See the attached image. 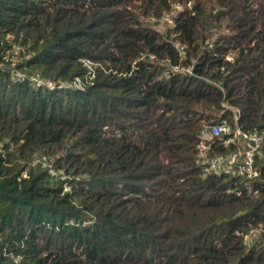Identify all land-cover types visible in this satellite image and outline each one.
Wrapping results in <instances>:
<instances>
[{"label":"trees","instance_id":"obj_1","mask_svg":"<svg viewBox=\"0 0 264 264\" xmlns=\"http://www.w3.org/2000/svg\"><path fill=\"white\" fill-rule=\"evenodd\" d=\"M0 264H264V0H0Z\"/></svg>","mask_w":264,"mask_h":264},{"label":"built area","instance_id":"obj_2","mask_svg":"<svg viewBox=\"0 0 264 264\" xmlns=\"http://www.w3.org/2000/svg\"><path fill=\"white\" fill-rule=\"evenodd\" d=\"M230 127L226 125V122H218L212 125L210 128H204L202 130L203 138L206 136H217L228 131ZM235 135H230L224 139L225 143L235 142L238 145L236 151L231 154L226 155H215L211 158H208V169L214 172H233V167L238 169L239 173H248L249 177L257 175L258 172L253 167L255 153L258 152V147L261 145L263 138L257 135L256 133H247L242 131L240 128H237ZM243 136V143L247 145H241V138L237 134ZM207 145L205 142H202L201 149L205 150ZM234 168V169H235Z\"/></svg>","mask_w":264,"mask_h":264},{"label":"rangeland","instance_id":"obj_3","mask_svg":"<svg viewBox=\"0 0 264 264\" xmlns=\"http://www.w3.org/2000/svg\"><path fill=\"white\" fill-rule=\"evenodd\" d=\"M170 23H172V18L170 16H166L165 18L162 19V21L159 24H157V27H160L163 30L164 29V26H166L167 24H170ZM13 59L16 60L15 57H13ZM22 74H27V73L24 72ZM34 78L37 79V76L34 77ZM237 136L241 138V142H240L241 145H247L248 146V144H244L243 143V140H244L243 139V136H241L239 133L237 134Z\"/></svg>","mask_w":264,"mask_h":264}]
</instances>
